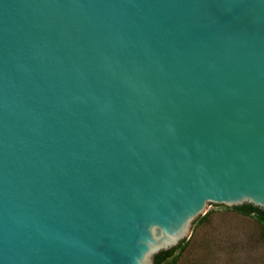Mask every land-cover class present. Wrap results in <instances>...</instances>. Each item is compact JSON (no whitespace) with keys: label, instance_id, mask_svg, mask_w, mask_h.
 Returning <instances> with one entry per match:
<instances>
[{"label":"water","instance_id":"1","mask_svg":"<svg viewBox=\"0 0 264 264\" xmlns=\"http://www.w3.org/2000/svg\"><path fill=\"white\" fill-rule=\"evenodd\" d=\"M264 209V0H0V264H155Z\"/></svg>","mask_w":264,"mask_h":264},{"label":"rangeland","instance_id":"2","mask_svg":"<svg viewBox=\"0 0 264 264\" xmlns=\"http://www.w3.org/2000/svg\"><path fill=\"white\" fill-rule=\"evenodd\" d=\"M164 264H264V225L253 212L215 209L189 247Z\"/></svg>","mask_w":264,"mask_h":264},{"label":"trees","instance_id":"3","mask_svg":"<svg viewBox=\"0 0 264 264\" xmlns=\"http://www.w3.org/2000/svg\"><path fill=\"white\" fill-rule=\"evenodd\" d=\"M235 209L240 210L244 213H256L259 220L261 221V223L264 225V209L259 207V206H255L251 203H245L243 205H238V206H233ZM177 247H173L167 250H162L161 252H159L158 254H156L155 256V264H163V262L165 260H167L168 258H170L173 255L174 249H176Z\"/></svg>","mask_w":264,"mask_h":264}]
</instances>
